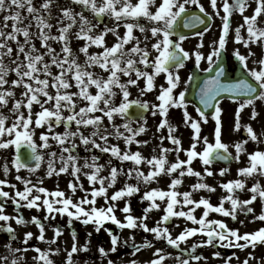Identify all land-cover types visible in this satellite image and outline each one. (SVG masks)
I'll return each mask as SVG.
<instances>
[{
    "label": "snow or ice",
    "instance_id": "obj_1",
    "mask_svg": "<svg viewBox=\"0 0 264 264\" xmlns=\"http://www.w3.org/2000/svg\"><path fill=\"white\" fill-rule=\"evenodd\" d=\"M188 5L197 6L199 11H191ZM209 7L211 12L202 0H0L3 14L0 15V150H14L11 158L0 164V235L7 237L0 264H28L25 254L32 239L55 244L65 229L71 230L72 244L62 264H91L75 258L81 252L88 253L91 242L79 243L78 233L72 229L74 221L91 225L93 232L102 229L107 232L108 247H98L102 258L109 257L107 264H117L110 256L118 254L121 244L129 246L122 233L106 227L108 222L121 230H143L156 241L166 240L167 245L176 249L189 237L198 234L205 237L193 243L190 250H182L175 257L176 264H189V259L182 258L185 252L191 260H206L207 257L194 254L204 246L219 244L246 250L264 245V206L259 214L254 207V202H264V183L256 179L264 177V149L248 151V139L230 145L222 138L224 101L237 105L234 131L242 128L243 110L251 106V117L256 119L259 115L256 102H264V0H209ZM249 8L250 15L246 14ZM236 14L241 16L242 23L233 28L232 18ZM216 18L221 21L217 26L219 35L212 39L205 53V36ZM181 25L189 29L203 26L192 33L199 40L193 51L184 47L188 37L177 31ZM109 35L113 37L110 44ZM230 37L248 49L246 54L239 47L233 49L232 55L244 72L236 79H226L225 67L218 63ZM253 45L261 48V56L254 61L256 66L250 67V58L256 55ZM93 47L98 50L92 51ZM190 59L196 67L206 61L208 66L203 71H214L199 86L197 96L202 107L195 109L198 118L188 111L186 98V85L194 75L189 74L185 80L180 74ZM161 74L166 83L158 85ZM182 83L185 87H181ZM132 88L137 89V98H132ZM154 90L155 102L139 98ZM133 106L137 108L135 115L130 111ZM171 109L181 110L182 123L192 130L188 148L183 147L181 137L176 135L179 125L171 121ZM149 112L153 117L160 116L156 125L160 135L153 154L146 157L139 147L133 151L130 146L149 144V140L139 139L148 131ZM209 117L214 122L212 139L202 135V124L208 123ZM60 126L63 131L57 130ZM162 129H166V135ZM243 129L256 145L264 144V132L258 134L250 123L243 125ZM114 139L122 141L125 147L113 142ZM165 139L171 141L172 147L163 145ZM25 145L29 151L22 155L21 147ZM81 147L85 152L98 149L119 163L110 158L107 175H103L105 165L99 163V155L86 157L80 164V156L74 153ZM173 152L176 159L169 163L168 153ZM181 152L185 153V159L180 158ZM241 154L247 156V164L237 169V178L219 182L224 194L217 203L213 204L207 196L195 198L200 190L216 192L215 186L204 181V175H215L210 167L214 162L230 158L239 161ZM196 159L204 166L203 173L193 167ZM125 161L132 162V166L125 169L122 166ZM42 164H46L45 175L49 178L61 174L72 177L67 185L72 195L59 187L49 190L42 179L33 182L20 175L21 170L35 173ZM143 164L150 166L147 171L142 170ZM13 169L14 180L22 187L9 178ZM228 172V168L219 169L221 177ZM162 175L171 177L167 188L142 191L141 185L159 181ZM186 175L196 177L197 181L191 190L180 192L177 186ZM82 176L90 188L84 187ZM121 176L128 179L110 192ZM249 177L253 181L250 187ZM133 179L135 182H131ZM6 187L12 191L5 190ZM78 190L84 195L74 199ZM138 193L139 199L147 202L139 216L134 214L130 203V198ZM97 198L105 203L98 206ZM121 200L123 207L119 206ZM9 202L14 206L12 214L6 212ZM201 208L198 217L195 213ZM23 209H35L44 215L26 218ZM157 209L163 215L150 227L147 221ZM117 211L124 214L123 219L117 216ZM210 212L241 225L245 220L240 215L245 218L251 215L262 226L241 232L230 227L225 219L211 218ZM57 216L67 218L63 227L52 223ZM174 217L184 218L195 226L185 227L173 236L162 224ZM13 221L18 226L36 225L38 235L26 231L20 241L22 247H13L19 239ZM48 227L53 229L52 239H46ZM86 235L90 237L92 233ZM129 239L134 258L126 264H166L172 255L156 247L151 258L140 261L135 257L142 250L153 248V241L145 236L137 243L135 234ZM31 250L37 253L32 258L37 264H59L53 258L60 253L59 247L34 246ZM212 256L221 258V252L215 251ZM234 257L238 264L257 259L253 252H248L240 261L233 253L223 258V264H232ZM257 264H264V257L257 259Z\"/></svg>",
    "mask_w": 264,
    "mask_h": 264
},
{
    "label": "rangeland",
    "instance_id": "obj_2",
    "mask_svg": "<svg viewBox=\"0 0 264 264\" xmlns=\"http://www.w3.org/2000/svg\"><path fill=\"white\" fill-rule=\"evenodd\" d=\"M202 3L205 5V7L207 8V10L209 12L212 11V9L209 7V0H202ZM187 7L189 9L198 8L195 5H188ZM251 11H252V9L249 8L247 10L246 14L250 15ZM212 23H213V28L209 31V33L206 34L205 42H211L212 39L215 38V33H218V35H219V31H218L217 26L220 25V23H221L220 19L216 18V19H214L212 21ZM239 23H242V18H241V16L239 14H236L232 18V27L238 26ZM123 31H124V29L121 28L120 32L122 33ZM137 34L140 35L138 30H137ZM187 37H188V39L184 42V44H186V46L188 48L191 45H193V44L194 45H198L199 40H198L197 37H195L194 35L187 36ZM107 40H108V42L110 44V43L113 42V37L111 35H109L107 37ZM231 40L233 41V39H231ZM233 43H235V42L233 41ZM54 46L58 47V45H54ZM97 50L98 49H96L95 47H93V49H92V51H97ZM252 51L256 55H255V57L250 58L251 59L250 60V64H251V67H255L256 65H255L254 61L261 56V48L255 46V47L252 48ZM229 53H231V51ZM83 59H84L83 56H81V62L83 61ZM96 71H100V70L96 69ZM181 87H184V85L181 84ZM228 104H232V106L230 107ZM236 107H237V105L232 103V102H230V101L226 100V101L223 102V108L225 110L223 115H222V120H223V137L222 138H223V140L231 145V144H233L236 141H239V140H242V139H248L249 142L246 145L248 151H252V150H254L257 147L264 149V144L256 145L255 142H253V141H251L249 139L247 133L243 129V125H246V124L250 123L252 125V127L254 128V130L258 134L264 132V102H262V101H257L256 102V107H257V110L259 112V115H258V117L256 119H252V117H251V106H249L248 108L243 110V112L241 114V125H242V128L239 131H234L235 109H236ZM4 111L6 112V110H4ZM6 114H7V112H6ZM179 114L182 117V112H179ZM209 123L211 124V126H208ZM213 124H214V122L212 121L211 117H209L208 123L202 124L203 127L205 128L202 131V135H207V136H209L210 139H212L213 128H214ZM57 130L58 131H63V126L58 128ZM242 132H245V135H242ZM157 144H158V140L156 142V145ZM189 144H190V139H188L187 141H185L183 143V147L184 148H188ZM163 145L166 146V147H172L171 143H167V144L163 143ZM199 148H200V146L198 145V149ZM10 151H12V150H10ZM229 151H231L233 153V155L235 154L233 148L230 147ZM100 153L101 152L98 149H92L90 152H87V157H90L93 154L99 155L101 157L99 163H102V164L105 165V170H104V172L102 174L103 175H107V169H108V164H107L108 158L107 157H109V159L111 158L113 160V163H116V160H115V158L110 157L109 154L101 155ZM9 154H10L9 150H0V164L3 163L5 158H9V159L11 158V156ZM179 155H180L181 159H185L186 158L184 152H181ZM84 159H85L84 157L80 156V161H79L80 164H83ZM175 159H176V154L168 153L169 163L174 162ZM246 164H247V156L244 155V154H241V159L239 161L235 160V162L231 166L227 167L229 169V172L226 175H224L223 177H221L219 175V169L226 168V167L217 166L215 164H212L210 167L213 170V172L215 173V175H213V176L204 175V181L209 183L210 185L215 186L216 187V192L209 194L206 190H200L199 192H197L195 194V198L198 199L200 196H207V197H210V200H211V202L213 204L217 203L219 197L224 194V190L219 187V182H221V181H225L226 182L228 179L237 178V169L239 167L246 166ZM146 166H147V164H146ZM149 167L150 166H148L147 170L149 169ZM193 167L195 168V170L201 171L203 173V167L204 166L201 164L199 159H196L193 162ZM147 170H144V171H147ZM20 175L33 180V182H36L37 180H39L37 172L30 174L28 171H21ZM68 177L70 178V175H68ZM9 178L12 180V182H15V183H17V185H20L19 182H16L14 180V169L10 173ZM123 178L120 177L118 183L116 185H114L113 188H111L109 191L112 192V191H115L117 188L121 187L122 186V182L125 179H128L127 177H124V176H123ZM256 179L261 180V182L264 183V177L257 176ZM170 180H171V177H168L166 175H162L161 178L159 179V181H153L147 186L141 185V189L143 191V190H146V188H151V187L167 188V185L170 183ZM247 180H248V186L250 187L251 183L253 182L252 178L249 177V178H247ZM68 181H69V179H68ZM68 181L65 182V180L63 179L62 182L60 180H58V183H57L56 181L52 182V179H50V180H46L44 185H46V187L48 189L52 188V190H55L57 187H59V189L65 191L66 194L72 195L71 190L67 186L68 185V183H67ZM196 181H197L196 177L187 176L186 175L183 178V183L181 185L177 186V190L180 191V192L189 191V190H191V185L193 183H195ZM131 182H135L134 179ZM52 184H53V186H52ZM83 184H84L85 188H90L91 187V185H89L88 181H87V185H85V183H83ZM83 195H84V192L78 190L73 198L74 199H78L79 197H81ZM139 196H140V194L138 193V194H135L133 197L130 198V203L132 205L134 214L137 215V216L142 214V208L145 207L146 203H147L146 201H141L139 199ZM104 203L105 202H104V200L102 198H97L98 206L103 205ZM123 204H124V201L121 200L119 202V206L123 207ZM262 206H263V202L257 201L255 203L254 207H255V210H256L257 214H259ZM11 209H6V212H8L9 214H12L14 212V210H11ZM185 210H187V207L185 208ZM201 212H202V208L198 209L195 214L199 217V215H201ZM116 214H117V216L120 219H123V215H124L123 213H121L120 211H117ZM24 215H25L26 218H29L28 214L27 215L24 214ZM32 215H38V214L37 213H33ZM162 215H163V212L160 209L153 210L151 212V214H150V219L147 221L149 226L150 227L155 226L154 222L159 220ZM209 216L211 218H222V219H225L227 223L229 221L228 218L226 219V218L222 217L221 214H218V213H211L210 212ZM58 217L61 218L62 216H58ZM66 219L67 218L65 217V220ZM183 219L184 218H177V217L173 218V220L176 221V222H181V221H183ZM248 225H250V229L251 230L257 229V228L262 226L261 223H257L256 221H253V220H252V222L250 221ZM13 226L17 230V236L19 238L18 240H22V237H23V234L25 233V231H32L35 235H38V229H37V227L34 224L18 226V225H15V223L13 221ZM162 226H166V225L162 224ZM106 227L111 228V229H113L115 231V225L112 224L111 222H108ZM167 227L169 228V230H170V232L172 234L176 231L175 228L173 226H171V225H169ZM72 228L73 229L75 228L74 230L77 231L78 240H79V243L81 245L84 244L86 240H90V242H91L90 251L88 253H86V254L83 253V252L77 254L76 257H75L76 260L77 261L88 260V261L91 262V264H107V259L109 257L102 258L100 256L99 252H98V247L99 246L103 245L105 248L108 247L109 237L107 235V232H105L103 229L99 233L93 232V229H92L91 225H84V224H82L79 221H74L73 225H72ZM87 233H92V235L89 237V236L86 235ZM121 233H122V239L129 241V246H125V245L121 244L119 246L118 254H111L110 258H112L113 260L117 261V264H126L127 260L134 258L131 255V249H130V245H131L132 241L129 239V237L131 235H133V234H135V236H136V242L137 243H141L143 241L144 237L146 236L149 240L153 241V245H154L153 248L144 249L140 253H138L137 256L135 257L136 259H138L140 261H143V260H147V259L151 258L152 252L154 251V249L156 247L163 248L165 250V252H166V246H167L166 240L156 241L155 238L150 233H145L143 230L123 229ZM45 235H46V239H52L53 238L54 233H53L52 227L47 228ZM62 237L58 238V240H60V243L58 245H54V246L43 245V246H40L41 249H48L50 247L52 249H55V248L59 247L61 249L60 253L53 257L55 260H57L59 262V264H62V262L64 261V258H65V255H66V250L70 249L69 247H71V244H72V239L70 237V240H69L70 243L67 244V245H64L62 243V241H63ZM6 243H7V239L4 236H1L0 237V254H5L4 245ZM20 243L21 242H14L13 243V247H22V245ZM25 255H26V259H27L28 264H37V262H34L33 259H32L34 256L37 255V253L35 251L29 249V251H27V253ZM185 257H188V255L187 256L185 255ZM235 262H237V260H235ZM189 264H194V263L189 261Z\"/></svg>",
    "mask_w": 264,
    "mask_h": 264
},
{
    "label": "flooded vegetation",
    "instance_id": "obj_3",
    "mask_svg": "<svg viewBox=\"0 0 264 264\" xmlns=\"http://www.w3.org/2000/svg\"><path fill=\"white\" fill-rule=\"evenodd\" d=\"M207 43L204 44V49H203L204 52H208L209 51L210 45H207ZM236 47H239L240 51L242 53H244V54H246L247 51H248V49H246L241 44H236V43L232 44L230 42V40H229V43H228L226 49L221 54V55H224V57H225L226 69H227L230 77H234L238 73L244 74V72L242 70V66L236 60L235 56L232 55V53L230 55H226L225 54V52L228 54L230 52V50L233 51V49L236 48ZM253 47H255V45H253L252 48ZM189 61L190 62H188V71L187 72H185V71L181 72V76H182L183 79H187L189 74H193L195 76L196 74H198L199 70L203 71V69L208 66L206 61L202 62L199 67H196V65L194 64V60L191 59ZM249 65H250V63H249ZM158 78H159V82L157 84H165V80H164L163 74H161ZM189 86H190V82L188 83V86H187L186 95L189 92ZM131 91H132V98H137L138 97L137 89L132 88ZM156 95H157V92L154 90L153 92L146 93L143 97H139V98L140 99H146V100H148L150 102H155V96ZM132 114L135 115L136 113H132ZM146 115H147V128H148V131L145 134H141L139 139H147V140H149V144L146 145V146L145 145L137 146V145L133 144L130 147H131V149L133 151H135L137 149V147H139V149L142 151L144 156L150 157L153 154V148L156 147V142L158 140V136L160 135V133H157V131H156V125H157L158 121L160 120V116L157 115L156 117H153L150 112L146 113ZM170 119H171V121L173 123L179 125V128H178V131H177L176 135L181 137L182 143H184L185 141L190 139L191 134H192V130L188 126H186V125H184L182 123V119L183 118L180 116L179 110L177 111V110L171 109L170 110ZM208 126H211V124L209 123ZM134 127H135V125H134ZM203 129H205V128L202 125V131H203ZM161 132L164 133L165 135L167 134L166 129H162ZM113 142L120 143L122 148L125 147L123 145L122 141H116L114 139ZM158 143H159V140H158ZM163 143L167 144V143H171V141L165 139L163 141ZM55 147L56 146L54 145V148ZM74 154H78L79 156H82L84 158L87 157V152H85L83 150V148H80L78 153H74ZM100 154L101 155H106L104 153H100ZM107 158L109 160V157H107ZM116 163H119V162L116 161ZM122 166L126 169V168L132 166V162L125 161V162H123ZM148 166L149 165L146 166V164H143V165H141V168H142V170H147ZM45 170H46V164H42L41 168L36 171L37 174H38V179L39 180L42 179L44 181V183L46 182V180H50V179H52V182L56 181L57 183H58V180H60L62 182L63 179H64L65 182H66V181H68V179L69 180L72 179L71 176H70V178L68 177V174H61L59 177L53 176V177L49 178V177H47L45 175ZM121 177L123 178V176H121ZM81 179H82L83 183H85V185H87V179L85 177H83V176L81 177ZM44 186L46 187V185H44ZM52 186H53V184H52ZM18 187H22V185H18ZM5 190L12 191V189L7 188V187L5 188ZM49 190H52V188H49ZM0 199H2V198H0ZM255 203L256 202H254V205H255ZM10 207L14 208V206H12L11 203L9 202V206L7 208H10ZM33 211H35L38 214H42V216L44 215L43 212H37L35 209H23V213L26 214V215L31 213V212H33ZM239 218L241 220H245V223L243 225H241L237 221H234V220H231L230 218H228L230 227L239 228L241 232L253 231V230L250 229V225H248L250 221L252 222L251 215H249L247 218H245V216L243 214H241ZM66 222H67V219L65 220L64 216H62L61 218H59L57 216L56 220L52 221V223H59L62 227L66 224ZM256 222H259V221H256ZM171 225L176 230L173 233V236L178 234L185 227L195 226V225H193L192 222L187 221L186 219H183V221H181V222L173 221L171 223ZM1 236L6 237L5 235H1ZM62 236H60L63 239L62 243L64 245L69 244L70 243L69 240H70V237H71V230L65 229V231H64ZM204 238L205 237H203V236H201L199 234L197 236H195V237H189V239L187 241H184V242L180 243V248L179 249H176L173 246L167 245L166 246V253H171L172 255H171V257L169 259L166 260V264H176L175 257L180 255L182 250L190 249V247H191V245L193 243L197 242L200 239H204ZM6 239H7V237H6ZM20 241H22V240H17L16 242H20ZM59 243H60V240H57V243H55V244H49V243H47L45 241H40V240L34 238V239H32L29 242L27 247L29 249H32L34 246H37V247H40V246H43V245L54 246V245H58ZM214 250L216 251L215 247H210V246H204V247H200V248L196 249V252H195L196 255H202L203 257H207L206 260L205 259H201L199 262L191 260L189 256L185 257V255L186 256L188 255L186 252L183 254L182 258L189 259V261L194 263V264H223V258L227 257V256H231L233 253H236V256L239 257L240 261H242V260H244L246 258L248 252H253L254 255L257 257V259H259L261 257H264V245H258L256 249H252L251 247H249L246 250L235 249V250H230L228 252H223V255L221 256V258H215V257L212 256V253L215 252ZM257 259H250L249 260V264H257ZM235 260H236V258L234 257L233 260H232V264H235L234 263ZM237 264H238V261H237Z\"/></svg>",
    "mask_w": 264,
    "mask_h": 264
},
{
    "label": "water",
    "instance_id": "obj_4",
    "mask_svg": "<svg viewBox=\"0 0 264 264\" xmlns=\"http://www.w3.org/2000/svg\"><path fill=\"white\" fill-rule=\"evenodd\" d=\"M191 11H197V10H191ZM198 12V11H197ZM200 29H203V26L202 25H198L197 26V29H189V28H183L182 25L180 26V28L177 30L178 32L182 31L183 34H190V33H193L195 30H200ZM209 75H214V71L211 72V73H206V74H203L202 76H200L198 78V80L195 82L194 86H193V93L191 94V99L196 103V105L198 107H202L200 104H199V98L197 96V93L199 91V86L203 83V80L206 79ZM225 78L226 79H229L227 76H226V73H225ZM209 112L211 110H208ZM29 151V149L27 148V146H22L21 147V153L22 155L26 154L27 152ZM231 160V159H230ZM229 160V161H230ZM229 161H216V162H223V163H226V162H229Z\"/></svg>",
    "mask_w": 264,
    "mask_h": 264
}]
</instances>
